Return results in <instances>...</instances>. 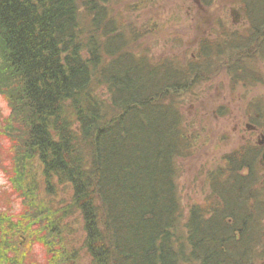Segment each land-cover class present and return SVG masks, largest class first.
<instances>
[{
	"label": "trees",
	"instance_id": "trees-1",
	"mask_svg": "<svg viewBox=\"0 0 264 264\" xmlns=\"http://www.w3.org/2000/svg\"><path fill=\"white\" fill-rule=\"evenodd\" d=\"M120 2L0 0V94L12 111L5 128L14 186L24 202L42 189L48 207L59 202L54 178L66 187V218L80 213L71 223L82 228L89 264H263L264 147L247 140L224 153L208 172L204 203L186 211L178 160L192 151L177 101L216 62L260 82L246 58L252 47L264 57V0H241L246 39L229 32L222 45L202 39L188 63L148 56L145 29L128 23ZM262 110L256 104L248 116L258 130ZM12 220L0 214L10 232L35 228ZM80 257L66 249L52 259L79 264Z\"/></svg>",
	"mask_w": 264,
	"mask_h": 264
},
{
	"label": "rangeland",
	"instance_id": "rangeland-1",
	"mask_svg": "<svg viewBox=\"0 0 264 264\" xmlns=\"http://www.w3.org/2000/svg\"><path fill=\"white\" fill-rule=\"evenodd\" d=\"M122 1L118 8L128 23L133 28L145 29L140 46L147 50L148 56L153 55L157 59L169 57L188 63L195 58L202 39L215 40L222 45L223 32L234 34L239 39H246L250 33L241 0H215L206 7L200 0ZM251 50L253 56L246 58V66L251 75L256 73L259 76L260 82L233 76L229 65L216 62L213 74L196 80L177 101L184 115L192 151L189 156L180 158L177 164L180 167L181 200L186 211L195 203H204L209 192L208 172L220 166L224 153L247 140L262 141L263 128L256 129L248 116L256 104L264 109V57L260 52L254 53L253 47ZM223 53L230 55L233 61L238 58L233 51L224 50ZM244 54L247 55V51ZM11 114L9 103L0 94V181H6L0 186V214L6 216L14 201L22 200L26 208L18 218L23 219L24 224L34 221L35 228L30 233L23 228L24 231L14 233L9 231L12 225L0 222V259H6L8 264H62L53 260V255L65 253L66 249H76L81 256L79 264H89V258L82 250V228L71 223L72 218L81 220L80 213L73 212L70 218H66L69 212L64 208L70 198L66 187L59 185L54 178L53 184L60 191L53 197L59 202L48 207V204L41 203L42 189L34 198H29L33 202H24L19 188L14 186V150L5 128L6 119H10ZM263 114L264 110L261 111ZM261 174L264 176V170ZM38 185L43 187L42 181ZM65 240L68 241L65 243ZM4 254L6 258H2Z\"/></svg>",
	"mask_w": 264,
	"mask_h": 264
},
{
	"label": "clouds",
	"instance_id": "clouds-1",
	"mask_svg": "<svg viewBox=\"0 0 264 264\" xmlns=\"http://www.w3.org/2000/svg\"><path fill=\"white\" fill-rule=\"evenodd\" d=\"M4 183H6V181H0V186H3ZM25 208L26 206L23 204L22 200H16L8 215L13 219H17L25 211ZM0 264H8V261L6 259H0Z\"/></svg>",
	"mask_w": 264,
	"mask_h": 264
},
{
	"label": "water",
	"instance_id": "water-1",
	"mask_svg": "<svg viewBox=\"0 0 264 264\" xmlns=\"http://www.w3.org/2000/svg\"><path fill=\"white\" fill-rule=\"evenodd\" d=\"M261 164L264 165V153H263L262 158H261Z\"/></svg>",
	"mask_w": 264,
	"mask_h": 264
}]
</instances>
